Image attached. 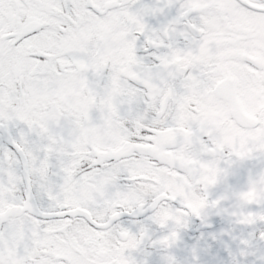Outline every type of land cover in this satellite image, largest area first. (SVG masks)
Returning <instances> with one entry per match:
<instances>
[{"label":"snow or ice","instance_id":"snow-or-ice-1","mask_svg":"<svg viewBox=\"0 0 264 264\" xmlns=\"http://www.w3.org/2000/svg\"><path fill=\"white\" fill-rule=\"evenodd\" d=\"M0 264H264V0H0Z\"/></svg>","mask_w":264,"mask_h":264}]
</instances>
